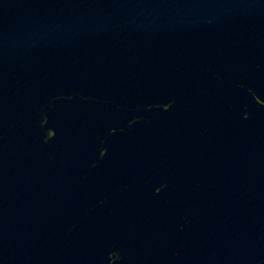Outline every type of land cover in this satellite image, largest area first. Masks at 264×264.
I'll return each instance as SVG.
<instances>
[{
    "label": "water",
    "instance_id": "1",
    "mask_svg": "<svg viewBox=\"0 0 264 264\" xmlns=\"http://www.w3.org/2000/svg\"><path fill=\"white\" fill-rule=\"evenodd\" d=\"M0 264H264V0H0Z\"/></svg>",
    "mask_w": 264,
    "mask_h": 264
}]
</instances>
